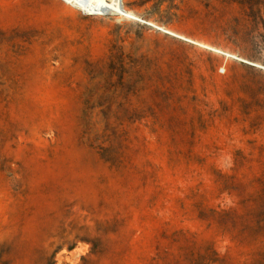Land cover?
I'll use <instances>...</instances> for the list:
<instances>
[{
	"label": "rangeland",
	"instance_id": "1",
	"mask_svg": "<svg viewBox=\"0 0 264 264\" xmlns=\"http://www.w3.org/2000/svg\"><path fill=\"white\" fill-rule=\"evenodd\" d=\"M0 0V264H264V0Z\"/></svg>",
	"mask_w": 264,
	"mask_h": 264
},
{
	"label": "bare ground",
	"instance_id": "2",
	"mask_svg": "<svg viewBox=\"0 0 264 264\" xmlns=\"http://www.w3.org/2000/svg\"><path fill=\"white\" fill-rule=\"evenodd\" d=\"M90 15L127 14L122 0H66Z\"/></svg>",
	"mask_w": 264,
	"mask_h": 264
}]
</instances>
